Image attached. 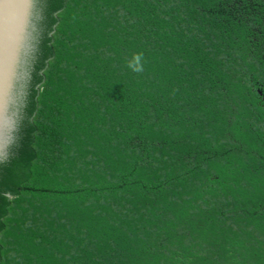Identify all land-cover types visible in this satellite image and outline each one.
Masks as SVG:
<instances>
[{"label": "trees", "instance_id": "trees-1", "mask_svg": "<svg viewBox=\"0 0 264 264\" xmlns=\"http://www.w3.org/2000/svg\"><path fill=\"white\" fill-rule=\"evenodd\" d=\"M39 7L0 264H264V0Z\"/></svg>", "mask_w": 264, "mask_h": 264}, {"label": "water", "instance_id": "water-1", "mask_svg": "<svg viewBox=\"0 0 264 264\" xmlns=\"http://www.w3.org/2000/svg\"><path fill=\"white\" fill-rule=\"evenodd\" d=\"M40 17L39 0H0V159L15 139Z\"/></svg>", "mask_w": 264, "mask_h": 264}, {"label": "clouds", "instance_id": "clouds-1", "mask_svg": "<svg viewBox=\"0 0 264 264\" xmlns=\"http://www.w3.org/2000/svg\"><path fill=\"white\" fill-rule=\"evenodd\" d=\"M144 56L142 52L133 53L131 58H126V67L135 73H142L144 71L143 64ZM8 159H0V164L7 163Z\"/></svg>", "mask_w": 264, "mask_h": 264}]
</instances>
